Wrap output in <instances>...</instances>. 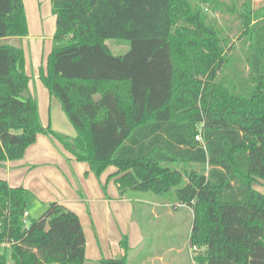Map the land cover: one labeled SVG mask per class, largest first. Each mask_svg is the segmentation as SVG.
I'll use <instances>...</instances> for the list:
<instances>
[{
  "label": "trees",
  "instance_id": "1",
  "mask_svg": "<svg viewBox=\"0 0 264 264\" xmlns=\"http://www.w3.org/2000/svg\"><path fill=\"white\" fill-rule=\"evenodd\" d=\"M51 3L56 33L40 80L77 135L43 125L25 52L11 41L29 35L24 0H0V165L49 135L98 177L115 167L121 196L152 192L191 208L197 264H264L255 188L264 183V5L242 4L233 42L204 11L214 0ZM118 39L130 42L123 55L107 44ZM26 193L0 179V245H9L0 264H85L79 216L52 202L27 219ZM121 247V258L99 264H128V237Z\"/></svg>",
  "mask_w": 264,
  "mask_h": 264
},
{
  "label": "crops",
  "instance_id": "2",
  "mask_svg": "<svg viewBox=\"0 0 264 264\" xmlns=\"http://www.w3.org/2000/svg\"><path fill=\"white\" fill-rule=\"evenodd\" d=\"M43 2L24 0L29 33L36 34L31 39L35 38L33 43L37 48L44 47L42 41L52 37H46L43 26L39 27L37 15H42ZM22 39H19L20 47L25 52L24 43L28 38ZM52 50L53 47L47 54ZM40 67L42 65H39L38 71L32 70V77L26 72L31 78L30 93L38 99L41 121L46 128L51 127L59 134L74 138L77 132L60 102L51 98L40 80ZM116 171V168H110L98 177L92 172L89 163L77 161L60 141L41 134L36 143L26 150L22 159L0 165V179L11 187H23L27 191L29 217L34 209L42 215L52 202L78 215L86 236L85 264H99L102 259L121 258L124 255L121 247L124 236L129 240L128 264H194L189 248L194 223L193 210L186 207L172 210L162 202L146 201L145 192L137 195L136 192H128L121 196L115 179L111 178ZM142 202L149 203L153 209L138 210L135 204ZM181 209L187 210L185 216L189 223V234L184 236L181 245L176 239L158 241L157 236L153 235L156 230L172 235L178 227H159L155 223L164 216L177 217L179 212L175 211Z\"/></svg>",
  "mask_w": 264,
  "mask_h": 264
},
{
  "label": "rangeland",
  "instance_id": "3",
  "mask_svg": "<svg viewBox=\"0 0 264 264\" xmlns=\"http://www.w3.org/2000/svg\"><path fill=\"white\" fill-rule=\"evenodd\" d=\"M246 1H248V0H214V4H212L211 6H210V4L209 5L205 4V5H203V8H204L205 13L208 14L209 20L215 21L216 27L219 30L223 31V35L226 36L227 38H229L230 40H232L233 42H235L236 37H237V31L239 28V21H238L236 16L238 15V9ZM252 2L256 6L264 5V0H252ZM234 7L237 8L236 11H234V9H235ZM212 8H215L216 11H213ZM41 13H42L41 16H40V13L37 15L39 25H40L39 27L43 26L44 30L46 31L45 32L46 37L47 36L48 37L52 36V37L42 41V42H44L43 43L44 47H42V48H37L35 43H33V42H35V41H33V40H35V38L31 39V36L36 35L35 33H33V32H32V34L29 33L28 37H26L28 39H25L26 41L24 43V46H25V65H26V71L29 72L31 77L33 74L32 70L38 71L39 65H42L45 69L47 68L48 57H49L51 52L49 54H47V53H48V51H51L52 47H54V36L56 33V20H55V15L53 14V8H52L51 0H44V2L42 4V12ZM19 39L13 38V41H12L13 44L20 46L21 42ZM23 40H24V38L22 39V41ZM107 44L109 45V47L111 48V50L113 51V53L115 55H123V54L127 53L129 48H130V42L128 40H125V39L108 40ZM110 168L115 169V167H109L108 169H110ZM198 170L201 171L202 169H198ZM111 178L114 179L113 175L111 176ZM255 188L257 190L264 192V184L255 185ZM137 194H141V192L140 193L136 192L135 195H137ZM146 194L147 195H144V196H147V197H145L144 200L153 201V202L155 201V203L162 202L164 204H167L168 208H171L172 210H174L176 208L179 209L181 207H185V206H180L178 204H175L176 203L175 200H173L171 197H169L167 195L159 196V195H156L152 192H146ZM135 205H136L138 210H140V208H148L149 211H151L153 209L152 208L153 206H151L149 203L142 202L139 204L136 203ZM185 211H187V210L181 209L180 211H175L176 213L179 212L177 214L178 218L177 217L170 218L168 216H164L159 222L155 223V225H159V227L161 225L166 227V228H168L169 226L178 227V230L172 232V235H169V234H167L163 231H160V230H156V233L153 235L157 236L158 241H168L170 239H172V240L176 239V242L181 245V243L184 239V236L188 235L190 232L189 223L186 221ZM31 213H32L31 214L32 219H38L41 216V213H39L37 209H34L33 211H31ZM138 213H137V216L140 217V214H138ZM193 214H194V212H193ZM187 223H188V225H187ZM190 236H191V234H190ZM191 246L192 245L190 244L189 248H191ZM186 255L188 257L187 252H186ZM10 264H13V262H10Z\"/></svg>",
  "mask_w": 264,
  "mask_h": 264
},
{
  "label": "built area",
  "instance_id": "4",
  "mask_svg": "<svg viewBox=\"0 0 264 264\" xmlns=\"http://www.w3.org/2000/svg\"><path fill=\"white\" fill-rule=\"evenodd\" d=\"M197 140L200 141V140H201V136H197ZM25 217H26L27 219H28V217H29V214H28L27 212H26V214H25ZM25 222L28 223L27 220H26ZM7 245H8V244L5 243V244H1L0 246L4 247V246H7ZM198 253H199V249H198L197 247H194V246L192 247V246H191V257H192V260L194 261V262H193L194 264H197L195 259H196V256L198 255Z\"/></svg>",
  "mask_w": 264,
  "mask_h": 264
},
{
  "label": "water",
  "instance_id": "5",
  "mask_svg": "<svg viewBox=\"0 0 264 264\" xmlns=\"http://www.w3.org/2000/svg\"><path fill=\"white\" fill-rule=\"evenodd\" d=\"M50 228V226L48 225V229Z\"/></svg>",
  "mask_w": 264,
  "mask_h": 264
}]
</instances>
